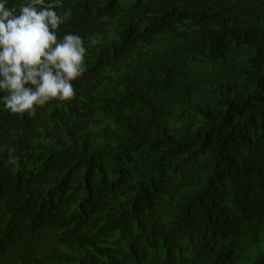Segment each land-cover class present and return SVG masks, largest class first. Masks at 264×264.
<instances>
[{"label":"trees","instance_id":"trees-1","mask_svg":"<svg viewBox=\"0 0 264 264\" xmlns=\"http://www.w3.org/2000/svg\"><path fill=\"white\" fill-rule=\"evenodd\" d=\"M54 10L84 73L35 116L0 91V264H242V187L264 264V0Z\"/></svg>","mask_w":264,"mask_h":264},{"label":"clouds","instance_id":"clouds-1","mask_svg":"<svg viewBox=\"0 0 264 264\" xmlns=\"http://www.w3.org/2000/svg\"><path fill=\"white\" fill-rule=\"evenodd\" d=\"M0 0V91L5 106L15 114L35 116L36 107L51 100L70 101L72 81L84 73L86 48L76 34L58 39L63 20L59 6L30 0L19 11ZM98 41L91 40L90 46Z\"/></svg>","mask_w":264,"mask_h":264}]
</instances>
